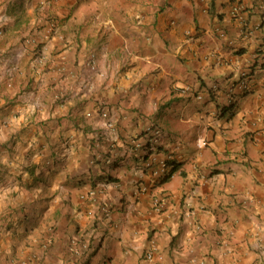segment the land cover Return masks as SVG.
Returning a JSON list of instances; mask_svg holds the SVG:
<instances>
[{"label": "crops", "instance_id": "crops-1", "mask_svg": "<svg viewBox=\"0 0 264 264\" xmlns=\"http://www.w3.org/2000/svg\"><path fill=\"white\" fill-rule=\"evenodd\" d=\"M263 6L0 0V264H264Z\"/></svg>", "mask_w": 264, "mask_h": 264}, {"label": "built area", "instance_id": "built-area-1", "mask_svg": "<svg viewBox=\"0 0 264 264\" xmlns=\"http://www.w3.org/2000/svg\"><path fill=\"white\" fill-rule=\"evenodd\" d=\"M263 1V0H261ZM234 13H239L240 12V7H235ZM263 11H264V6H263ZM264 13V12H263ZM249 73L244 71L242 72L241 79L235 83L230 92L227 95L226 98V103L225 107L233 106L234 105V99H235V93L234 89L239 88L241 90H246L249 87ZM199 99L202 98L201 95L198 96ZM106 115V114H104ZM162 131L158 128L151 127L147 130L146 134L143 136L144 139L138 141L136 145L134 146V150L137 148H142L143 154L139 155V158L144 161V168L148 169L151 168L153 170V174L160 177L161 179L167 174L169 171V158H158L156 150L158 149V146L161 144L162 140ZM204 142L200 143V146L203 147ZM138 156V155H136ZM157 165V166H156ZM154 207L157 211L162 210L163 208V200L160 198H156L154 200ZM147 259L153 260L154 256L152 252L147 253Z\"/></svg>", "mask_w": 264, "mask_h": 264}, {"label": "trees", "instance_id": "trees-1", "mask_svg": "<svg viewBox=\"0 0 264 264\" xmlns=\"http://www.w3.org/2000/svg\"><path fill=\"white\" fill-rule=\"evenodd\" d=\"M169 167H170V169H169L168 173L161 179L162 182L168 181L171 178V176L176 171H178V169L180 168V164L177 162H170Z\"/></svg>", "mask_w": 264, "mask_h": 264}]
</instances>
